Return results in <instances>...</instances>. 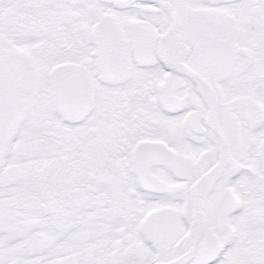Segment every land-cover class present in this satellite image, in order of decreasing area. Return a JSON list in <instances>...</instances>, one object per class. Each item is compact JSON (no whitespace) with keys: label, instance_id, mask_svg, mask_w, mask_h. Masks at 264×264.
Here are the masks:
<instances>
[{"label":"snow or ice","instance_id":"snow-or-ice-1","mask_svg":"<svg viewBox=\"0 0 264 264\" xmlns=\"http://www.w3.org/2000/svg\"><path fill=\"white\" fill-rule=\"evenodd\" d=\"M0 264H264V0H0Z\"/></svg>","mask_w":264,"mask_h":264}]
</instances>
